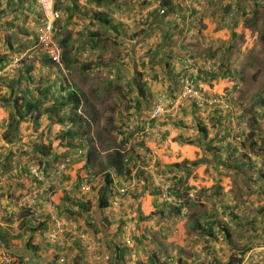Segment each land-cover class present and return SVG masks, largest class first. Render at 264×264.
I'll return each instance as SVG.
<instances>
[{
  "label": "crops",
  "instance_id": "0c3cea01",
  "mask_svg": "<svg viewBox=\"0 0 264 264\" xmlns=\"http://www.w3.org/2000/svg\"><path fill=\"white\" fill-rule=\"evenodd\" d=\"M62 1L63 17L57 25V32L62 31L60 39H66L70 48L75 47L73 56L78 61L92 54L97 64L90 63L92 68L83 67L84 71L110 75L107 82L115 92V119L121 125L127 124V139L131 132L134 134L123 148L129 154L132 173L129 177L113 173L115 190L110 206L103 212L105 222L93 221L103 179L94 181L97 188L93 195L76 192L84 163L65 167L62 161L68 153L75 154V149L68 143L71 139L59 138L69 126L48 116L42 117L39 126L28 119L20 126L17 143L3 141L10 109L1 106V97L9 95L8 80L18 74L3 73L7 75L0 78L1 157L8 151L15 157L10 162L0 160V246L17 259L15 264H61V259L64 264H226L229 260L214 254L217 247H227L225 242L221 240L220 246H215L213 239L195 225V221L203 225L222 217L224 204H218L207 215H193L192 219L187 213V201L193 202L192 192L203 190V205L222 199L225 185L221 182L226 179L222 174L220 180L213 171L227 168L214 161L206 148L220 147L226 156L229 142L216 146L212 140L225 133L227 121L220 126L216 122L218 115L214 117V113L218 108L204 115L192 103L175 104L181 91L180 75L187 68L193 69L194 86L203 93L214 95L230 90L231 79L224 74L239 71L233 61L219 56L221 50H227L218 34L222 29L215 28L217 33L213 34L211 22L198 16L203 0H176L180 7L177 14L156 22L147 19L160 0H116L108 4V24L104 19L102 23V16L96 13L106 11V6H97L95 0ZM11 2L15 12L11 20L0 17V39L4 31H20L18 26L28 11H37L40 17L36 0H1L3 10ZM92 33L102 35L95 38L100 41L98 46L91 45ZM117 41L122 43L123 51L111 55L110 46ZM63 75L60 76L65 79ZM69 85L81 91L70 82ZM162 102L171 110L160 119L150 118L154 120L150 124L147 108ZM203 126L209 133L201 141L199 128ZM40 140L45 147H35ZM75 144L78 143L74 141ZM42 157L47 169L39 162ZM199 159L202 164L194 167L192 163ZM218 181V194L212 193ZM164 187L184 191L180 196L174 192L169 204L161 201ZM85 206L90 207L88 211ZM54 214L65 221L68 231L57 242H50V219ZM106 255L109 260H95L96 256Z\"/></svg>",
  "mask_w": 264,
  "mask_h": 264
},
{
  "label": "rangeland",
  "instance_id": "374dc122",
  "mask_svg": "<svg viewBox=\"0 0 264 264\" xmlns=\"http://www.w3.org/2000/svg\"><path fill=\"white\" fill-rule=\"evenodd\" d=\"M122 1L124 2L125 0ZM256 1L213 0L212 8L208 6L207 0H203L201 4H199L198 16L205 17L211 22V32L216 34L217 31L214 30L215 28L222 29L218 34L221 35L220 37L222 41H224L223 47H227V50L225 49L226 52L221 50L219 56L227 57L228 61H233V64L235 67H238L239 71V73L235 74V79L230 78L231 88H229V91L223 92L222 94H214L226 98H223V100L226 101L228 105L226 104L225 109L223 107L224 110L222 112L225 116L230 114L229 120H227L225 124L226 130L231 129L233 136L240 139V142L233 141L232 143L231 149L236 150L237 153L230 157L231 163H240L246 158L252 159L255 162L254 168L248 167L242 171L238 170V168H227V171H213L214 175H217V178L220 180L223 179V177H220L222 174L226 179L224 182L218 181V183L211 188L212 193H218L220 182L222 185H225L223 191L224 195L221 196L222 199L218 202L214 200L212 204L203 205L201 200L204 197V190L203 192H192L194 195V198H192L193 202L187 201L189 205V207H187L189 218H192L193 215V218L197 217V215H207L210 213L211 209L217 207L218 204H224V215L214 219L217 221L214 224V234L211 240L213 239L212 243H215V246H220L219 243L223 240L227 247L224 246L221 250L217 247L214 254L224 256L225 259L229 260L233 253L236 255L238 254L237 257H242L243 253H245L243 262L246 264H264V194H260L261 192L264 193V184L261 185L260 193H258L255 188H253V190H248L245 184V182L248 181L247 177L250 176L257 177L261 175L264 178V152H258L260 157L255 156L254 152L258 149L255 148L253 144V141H258V143L262 145L264 141V0ZM62 2V0H57V4H59L58 6L60 8L63 7ZM230 3L235 5L234 11L228 15H224L221 9H224L226 5ZM255 5H258V7H255ZM4 6L5 5L0 6V14H2L3 11L5 13L3 16L0 15V17L1 19H5L6 17L7 20H11L13 15L12 12H15V9L13 6L7 5V9L3 10ZM240 7H244L246 11L250 13L247 19L242 17L243 11ZM16 10L18 11L17 13L20 14L21 8L18 7ZM253 10H256L258 14L254 15L252 12ZM28 12L29 15L22 16L23 20L18 26L21 29L20 31L15 29L11 34L5 31L1 34L0 55L7 51L6 54H8V57L12 58V62L9 67L6 68L5 72H11L15 75L20 70L25 69L27 65L34 66V68L36 67V70H34V84H44L49 77L54 79L58 74L63 75L65 73V79L68 84L70 82L80 87L82 99L87 107L86 110L96 116L98 128L95 126L94 129H101L107 125L108 122L110 126V120L116 117L117 106L115 92L110 90L113 87L107 82V80L110 79V75L107 73L106 76H104L101 73L102 71L97 70L95 74H89L86 70L84 71V66L90 63L97 64L91 53L88 56L82 57L80 61H78L79 63L74 65V69L70 71V73L62 69L59 72L57 66L48 69L47 64L44 65L41 61L33 60L35 57H33L32 54H30L29 57V52L35 45L37 26L40 23L41 14L40 17H38L39 14L37 11ZM235 17H238L240 22L237 27L232 28V26L229 25H233ZM16 30L20 33L16 34ZM234 33H236V37H234ZM223 36L226 38H224L225 40H223ZM11 44H13L16 49L27 48L20 55H17L13 53L14 51L10 48ZM106 44L109 45V43ZM114 44V46H110L111 55H113L114 51L115 53H119L121 50L123 51V46L120 41ZM220 45L222 46V44ZM227 59L224 58L223 62H226ZM15 60H17V62L14 63ZM42 67L44 71H39V68ZM1 76H3V74H0V77ZM105 77L107 78L105 79ZM236 83L237 88L234 90L233 87ZM198 108L201 114L204 115L208 114V111H213L215 108L221 110L219 107L198 106ZM243 114L246 115L244 120L241 118ZM217 115L218 114L215 112L214 117ZM237 116L238 118H236ZM255 118L257 124L254 123ZM212 119V116H210L209 121L211 122ZM116 122L119 126L121 125V121ZM252 133H254L255 136H250ZM243 143H245L244 146ZM35 147L43 148L45 145L42 143V140H40L36 143ZM2 153L3 151L0 146V160L2 162H9L12 157H15L14 154L8 151L4 154L5 156H3L2 159ZM69 158L72 161L74 155H71ZM29 160L30 158L26 159V161ZM64 163L65 160L62 161V164ZM100 177L103 178L102 176ZM92 183L93 185L88 193L90 195H93L95 188H97L96 183ZM186 198V200L190 199L188 196ZM252 220L256 221V223L252 224ZM50 221L53 226V231L55 230V233L50 234L51 237L60 239L66 234L63 231L64 228L60 231L61 229L56 225V221L61 222L62 225L65 223L57 214H54ZM244 225H246V227ZM221 227H227L230 230L231 237L229 239L226 238L225 233L220 232ZM65 231H68L67 228ZM106 256L110 258L109 255ZM61 260L60 263L64 264V259L63 261Z\"/></svg>",
  "mask_w": 264,
  "mask_h": 264
},
{
  "label": "trees",
  "instance_id": "16d2710c",
  "mask_svg": "<svg viewBox=\"0 0 264 264\" xmlns=\"http://www.w3.org/2000/svg\"><path fill=\"white\" fill-rule=\"evenodd\" d=\"M89 1L91 3L94 2L93 0ZM95 1L97 2V6L99 7L106 6V11H96V13L99 16H102H98L102 23L104 19L107 22L106 24H108L110 17V8H108V4L110 3L111 5H113L116 0ZM175 1L176 0H160L159 7L156 10L150 12L147 22L152 21V19L154 22L158 21V19L164 20L170 15L177 14V9H179L180 7L177 6ZM209 2V7L212 8L213 0H209ZM63 3L64 2H62V4ZM10 5L13 6L12 2L10 3ZM58 5L59 4H57L56 0L55 8L60 11L63 7L60 8ZM234 6V4L230 3L227 4L226 7L224 9L222 8L221 10H223L224 15H228L234 11ZM256 6L258 7V5H255V7ZM118 7L121 8L122 6L118 4ZM240 9H242L243 11L242 17L247 19L250 13L246 11L244 7H240ZM76 12L77 10L73 11V13ZM252 12L254 15L258 14L256 10H253ZM62 17L56 23L55 31V40L63 50L61 64L54 63L53 61L48 59V56L45 54L36 56L35 59H33L41 61L44 65L47 64L48 69L57 66L59 68V72L61 71V69L64 68L73 70L74 64L78 62V60L75 59V56H73V51L75 47L73 46L70 48L66 39H60L59 34H61L62 31L59 30L57 32V25L62 20ZM239 22L240 19L238 17H235V19L233 20V25L229 26H232V28L237 27L239 25ZM233 35L234 37H236V33H234ZM100 36L102 35L99 33H92L93 39L91 40V45L93 47L98 46V44L100 43V41L95 40L96 37ZM10 48L12 49V51H14L13 53L20 55L26 50L27 47H24V49H16L14 48V45L11 44ZM11 62L12 58H9L8 54L3 53L2 55H0V71H3L5 68H7L11 64ZM84 67L85 69H90L92 68V64H88ZM35 68L34 66L27 65L25 69H22L18 72L16 77L8 80V88L10 89V93L9 95L7 94L5 97H1L3 98L1 100V106L7 110L10 109V116L6 124V129L3 133L2 139L5 143L9 145H14L15 143H17L20 137V126L23 122L28 119L32 120L35 125L39 126L42 117L48 116V118H50V120L53 119L54 122L64 124V126H69L70 129L63 132L62 135H59V138H62L63 140L66 139V141L67 139H71V141H69L68 143L71 144L70 146L75 149V154L68 153L64 160L69 156L74 155V159L71 161V163L66 164L68 168H71L69 166H73L81 162L84 163V169L81 174L82 176L80 177L76 185V192L78 193H81V185L84 180V177H89L91 183L98 179L100 176L103 177H100L101 179H103V185L98 191V202L96 210L92 215L91 219L95 222H105L103 212L106 208L110 206V202L112 196H114L115 190L113 182V173L121 177H129L132 173V169L129 165V154L124 151L123 148L126 146L128 141L134 136V134L133 132H129L130 134L127 139V124L125 123V125L123 124L119 126L115 118H112L110 120V126L108 122L107 125H105L101 129L95 130V126H97L98 128V120L95 115L86 110V104L81 96L82 92L78 90L75 86L69 85L66 80L63 79L64 77L60 76V74L57 75L54 79H51V77H49L44 84H34V70H36ZM39 71H44L43 67L39 68ZM6 75L1 76L0 78H3ZM224 76L235 79V75H233L232 71H227ZM23 86L25 87V89H23ZM236 88L237 83L234 85V90H236ZM192 104H194V106L199 110L198 106L194 102H192ZM153 107L154 106H152L151 108H147V112L149 113L147 118L149 123L151 122L150 124H152V121L157 120L150 119V114L152 112ZM215 112L218 114V117L217 119L215 118V120L219 124V126L222 124L223 120H225V122L229 120L230 114H227V116L222 115L223 113L218 109ZM245 116L246 115L243 114L241 118L244 120ZM236 118H238V116ZM255 120L254 123L257 124V120L256 122ZM199 131L201 134V141L203 138L208 137L209 132L206 127H200ZM253 135L254 133L250 134V136ZM74 141L78 143L77 145L75 144L76 146L74 145ZM212 141L217 142L216 146H218L219 144L222 145L225 142H229L230 146L229 151L224 152L226 156H223L221 154V151L219 149L220 147H214L213 149H211L207 146L208 148L206 149L210 152L211 155H213L214 161L222 163L224 167L228 169L238 168V170L242 171L248 167L254 168L255 161L248 158L244 159L240 163H231L230 157L234 156L237 153L236 150L231 149L232 143L233 141L240 142V139L238 137L233 136L231 129L226 130L221 137H215V139H213ZM244 144L245 143H243V146ZM253 144L254 147L258 149L254 152L255 156L260 157V154L258 152H264V141L261 146H259L258 141H253ZM225 147H227V145ZM77 150L82 151L83 153L81 155H77ZM44 159V157L40 159V164H45ZM258 159L262 160L260 158ZM183 164L188 165V162ZM201 164L202 160L200 159L192 163L194 167H197ZM175 167L179 168L180 165H176ZM45 168L47 169V166H45ZM182 180L183 178H181L179 182H182ZM247 180L248 181H246L245 184L248 190H253V188H255L258 193L261 192V185L264 184V178L261 175L257 177H247ZM187 190L188 188H185V191ZM180 191H184V189H175V191H171V198L172 196L176 195L175 193H178V195L180 196ZM260 194L264 193L261 192ZM83 208L85 211H88V208L90 207L85 206ZM216 221L217 220H214L212 223H205L203 225L200 224L199 221H195V225L198 227V231L207 233L209 237L213 238V230L215 226L214 224ZM255 223L256 221L252 222V224ZM63 225L64 229L66 230L65 223H63ZM220 232L225 233L226 238L228 239L231 237L230 230L227 227H221ZM65 233H67V231H65ZM58 240L59 239L54 242H57ZM237 256L238 254L236 255L235 253H233L226 264H242L244 261L245 253H243L242 257Z\"/></svg>",
  "mask_w": 264,
  "mask_h": 264
},
{
  "label": "built area",
  "instance_id": "2783aa9c",
  "mask_svg": "<svg viewBox=\"0 0 264 264\" xmlns=\"http://www.w3.org/2000/svg\"><path fill=\"white\" fill-rule=\"evenodd\" d=\"M36 1L41 14V20L37 27L36 43L30 50L28 56L30 57V54H32L33 57H36L41 54H45L48 56V59L54 63L61 64L63 50L55 40V31L56 23L61 19L62 14L55 8V0ZM15 62H17V60H15L14 63ZM5 71L6 68L3 71H0V74L7 73ZM180 85L181 91L177 100L175 101L176 105L179 106L183 102H194L199 107H219L222 111L225 109L227 102L223 100L224 97L222 98L216 95H208L195 88L192 68H187L182 71L180 75ZM170 110L171 108L168 105L158 103L153 107L150 118L160 119ZM82 153V151H78L77 155H81ZM69 157L65 159L64 165L71 163V159ZM91 187L92 183L90 178L84 177L81 185V194L83 196L87 195ZM161 201L164 203H171V190L169 187H164L162 189ZM56 225L59 229H61L60 231H62V228H64V225H62L61 222L56 221ZM52 231L51 233H55V230L53 232ZM63 231L65 232V229H63ZM57 239H54V237L48 235V240L50 242H54ZM95 259L100 261L103 259L109 260L110 258L108 256H96ZM16 262L17 259L10 253V251L5 247L0 246V264H15Z\"/></svg>",
  "mask_w": 264,
  "mask_h": 264
},
{
  "label": "clouds",
  "instance_id": "9594fccd",
  "mask_svg": "<svg viewBox=\"0 0 264 264\" xmlns=\"http://www.w3.org/2000/svg\"><path fill=\"white\" fill-rule=\"evenodd\" d=\"M8 73V72H7ZM78 151V150H77ZM65 167H67L66 165H64Z\"/></svg>",
  "mask_w": 264,
  "mask_h": 264
}]
</instances>
